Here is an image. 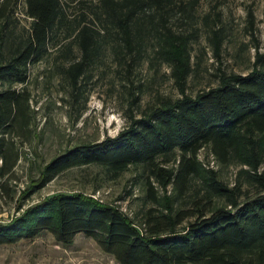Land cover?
Listing matches in <instances>:
<instances>
[{"label":"trees","instance_id":"16d2710c","mask_svg":"<svg viewBox=\"0 0 264 264\" xmlns=\"http://www.w3.org/2000/svg\"><path fill=\"white\" fill-rule=\"evenodd\" d=\"M17 1L0 0V182L19 160L8 135L30 126V96L15 84L27 81L29 66L42 60L50 38L66 27V38L72 40L65 54L76 45L81 51L66 68L73 85L109 41L116 43L117 54L127 49L142 56L147 41L155 39L156 58L170 65L181 96L161 98L116 136L78 144L53 157L30 191L74 167L99 165L114 179L132 165H145L162 188L176 183L177 193L163 203L148 180L149 197L162 209L148 210L140 226L118 205L80 191L54 194L0 222V245L43 232L71 245L83 233L120 264H264V52L257 48L248 73L223 71L216 86L193 95L187 92L194 71L190 39L170 21L182 11L179 7L197 0H97L89 4L91 15L84 12L73 19L66 8L86 0H25L31 25L21 37L7 28ZM213 32L212 42L219 48L224 35ZM205 146L222 164L241 165L234 187L203 165L199 152ZM171 155L179 165L162 166L160 160L169 162ZM197 176L205 184V201H196L191 211L177 207ZM245 185L256 190L247 194Z\"/></svg>","mask_w":264,"mask_h":264},{"label":"rangeland","instance_id":"374dc122","mask_svg":"<svg viewBox=\"0 0 264 264\" xmlns=\"http://www.w3.org/2000/svg\"><path fill=\"white\" fill-rule=\"evenodd\" d=\"M86 2L70 4L66 8L69 18L84 12L91 15L90 5L97 0ZM25 9V0H18L7 25L19 37L26 36L31 25ZM179 9L182 11L170 22L175 31L190 39L194 71L188 78V93L195 95L216 86L223 71L248 73L257 50L264 52V0H197ZM2 24L4 22L0 23V30ZM66 29L50 38L47 54L29 66L27 81L15 84L19 90L26 89L30 96V126L8 135L15 143L19 160L13 172L0 182V222L8 221L46 197L80 191L101 202L118 205L140 226L148 210L156 208V213H160L162 209L149 197L148 180L163 203L177 193L176 183L162 188L145 165H132L114 179L99 165L74 167L46 186L30 191L42 167L53 157L78 144L116 136L134 117H140L161 98L181 96L170 65L156 58L155 39L147 41L142 56L130 54L127 49L117 54L113 48L116 43L107 42L98 60L86 68L78 84L73 85L66 68L81 57V51L76 45L65 54V45L72 40L66 38ZM213 31L224 35L219 48L212 42ZM199 159L206 168L216 170L228 187L236 185L241 165L222 164L208 146L200 150ZM179 162L174 155L169 162L165 158L160 160V164L169 169L176 168ZM204 185L199 176L195 177L176 206L195 209L196 201H205L201 200ZM244 190L252 194L256 189L245 185ZM0 264L120 263L83 233L77 234L71 245H63L51 233L43 232L34 239L0 245Z\"/></svg>","mask_w":264,"mask_h":264}]
</instances>
